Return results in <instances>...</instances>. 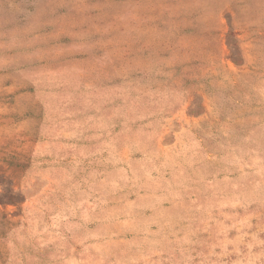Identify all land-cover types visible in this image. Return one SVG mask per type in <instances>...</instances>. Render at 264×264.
Returning a JSON list of instances; mask_svg holds the SVG:
<instances>
[{"label": "rangeland", "instance_id": "obj_1", "mask_svg": "<svg viewBox=\"0 0 264 264\" xmlns=\"http://www.w3.org/2000/svg\"><path fill=\"white\" fill-rule=\"evenodd\" d=\"M0 264H264V0H0Z\"/></svg>", "mask_w": 264, "mask_h": 264}]
</instances>
